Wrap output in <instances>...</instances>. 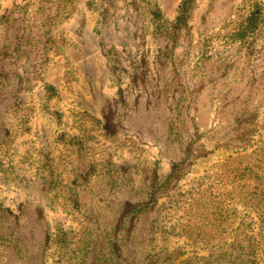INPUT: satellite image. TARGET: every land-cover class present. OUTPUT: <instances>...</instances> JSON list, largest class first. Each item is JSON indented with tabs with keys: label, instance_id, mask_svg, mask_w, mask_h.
Masks as SVG:
<instances>
[{
	"label": "rangeland",
	"instance_id": "obj_1",
	"mask_svg": "<svg viewBox=\"0 0 264 264\" xmlns=\"http://www.w3.org/2000/svg\"><path fill=\"white\" fill-rule=\"evenodd\" d=\"M0 264H264V0H0Z\"/></svg>",
	"mask_w": 264,
	"mask_h": 264
}]
</instances>
